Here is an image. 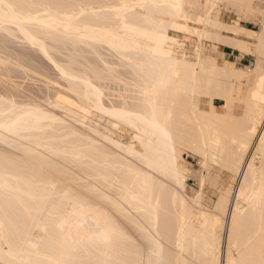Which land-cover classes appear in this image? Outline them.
<instances>
[{
	"label": "bare ground",
	"instance_id": "1",
	"mask_svg": "<svg viewBox=\"0 0 264 264\" xmlns=\"http://www.w3.org/2000/svg\"><path fill=\"white\" fill-rule=\"evenodd\" d=\"M225 1L248 4L2 0L17 7H0V261L264 262V24L261 31L246 30L221 20L215 10ZM169 29L231 44L258 59L251 69L220 65L200 43L194 60L186 59L179 51L183 42ZM223 31L254 34L257 41ZM28 49L39 51L57 69L66 82L63 96L51 90L52 77L42 78L43 99V89L37 95L34 83H24L27 76L44 75L34 70L39 57ZM83 53L96 56L104 67L99 62L100 68L91 67L84 58L91 69L78 68L75 62ZM117 71L126 75L128 93L117 97L115 92L121 99L106 103L100 81ZM116 76L115 82L122 81ZM76 99L126 124L131 140L122 143L99 132L85 122L86 114L80 120L68 109L57 110L77 106ZM215 99L223 101L222 112ZM180 145L203 159L201 183L230 181L228 187L219 186L213 209L201 204L202 192L186 193ZM223 169L227 177L217 173Z\"/></svg>",
	"mask_w": 264,
	"mask_h": 264
},
{
	"label": "rangeland",
	"instance_id": "2",
	"mask_svg": "<svg viewBox=\"0 0 264 264\" xmlns=\"http://www.w3.org/2000/svg\"><path fill=\"white\" fill-rule=\"evenodd\" d=\"M247 1V5H250L251 7H239L240 6V4H242L240 1H239V6H238V4H237V2L236 1H233V3L231 2V1H229L230 2V4H228V5H226V2L227 1H225L224 3H221L220 5H219V7H217V9L215 10V12L217 13L218 12V17L221 19V20H223V21H225V22H228V23H232V24H236V25H238L237 23H239V21H241V20H251V25H253L254 26V28L256 29V30H258V31H261L262 29H263V24H264V15H261V12H262V10L264 11V7H262V3H264V0H250V2L248 1V0H246ZM246 1H244V3L246 2ZM235 3V4H234ZM237 4V5H236ZM236 5V6H235ZM242 5H246V3L245 4H242ZM258 5V6H257ZM258 7H260V8H258ZM243 9V10H242ZM220 11V12H219ZM241 11V12H240ZM259 11H261V12H259ZM242 13V14H241ZM191 26H197V27H201L200 25H198V24H196V23H194V22H190L189 23ZM169 33L171 34V35H176L177 36V38H178V40H179V43L180 42H183V44L181 45L182 47H180V49H179V51H180V56H182V57H186V59H189V60H194V52H195V47H197V45H198V43H200L205 49H206V51L208 52V54H210L212 57H215V59L218 61V63L220 64V65H224V64H227V62H225L226 60H222L220 57H219V55H218V52H217V50H216V45H215V41H213V40H211V39H208V38H203L202 40H200L199 39V37H198V35H196L195 33H186V32H176L175 30H173V29H169ZM223 33H225V34H227L228 32H226V31H223ZM234 33H236V32H234ZM237 33H240V31L239 32H237ZM247 33V32H246ZM250 37H251V40L250 41H252V42H256L257 40V37L254 35V34H250V33H247ZM12 40H15L14 38L12 39ZM200 40V41H199ZM199 41V42H198ZM185 43V44H184ZM12 45H14V43L12 44ZM14 46H17L16 44L14 45ZM21 46H17V48H20ZM11 49V48H10ZM20 49H23L24 50V48H20ZM26 49V48H25ZM105 49V48H104ZM104 49L102 48L101 50L103 51V53H105L104 55L106 56V58H108L109 60H112V58H113V60H114V57L113 56H111V54H110V52L108 51V55H107V50L105 49V51H104ZM11 50H13V47H12V49ZM29 50V52L31 51V53L32 54H35L37 57H39V59L37 60V61H34L33 63H32V65H34L35 64V66H33V68H35L34 70H36V68H37V71L39 70V74L42 76L43 74L45 75V77H44V75L41 77V76H39V75H36L37 77H41V78H31V75L27 78L26 77V79H27V81H26V79L24 80L25 82L24 83H28V84H30V86L32 87V85H33V83H34V91L36 92V90H37V95H40L41 94V92H42V89H43V92H42V94L39 96L40 98H42L43 99V97L45 96V94H46V91H45V89L43 88V83L44 82H42V78L43 79H45V78H51L52 77V79H50L52 82L50 83V84H52L51 85V90L54 92V93H58L57 94V97L58 96H60V94H61V96H63V94H62V91H64V87H63V85L66 83L64 80H62V79H60L59 78V75H58V73H57V69H55V67L53 66V64L52 63H50V61L46 58V57H44V55H42L39 51H34V50H31V49H28ZM59 53V52H58ZM57 52H56V54H57V56H60V58H62L63 57V59L65 58V59H69L68 57H66V56H64L63 54H61V53H59L58 54ZM183 53V54H182ZM85 54V55H84ZM88 54V55H87ZM92 54H89V53H83V57H82V55H80L82 58H80V56H78L77 58L79 59V61H76L75 62V65H77L78 66V68H80V67H82V70H84L83 68H86V69H88L87 71H89V69H91V68H89L88 66L91 64L89 61H91L92 62V66L91 67H95V66H97V67H99L100 68V66L101 67H104V66H102V64L100 63V60L99 61H97L98 60V58H97V60H96V58H94V57H96V56H91ZM108 56V57H107ZM253 60H252V64L251 65H249V66H246V67H243V68H245V69H251L252 67H254V65H255V62H256V60L258 59L257 57H258V55L256 54V53H254L253 54ZM91 57H92V60H91ZM84 58H86L87 60H88V63H89V65H87V60L86 59H84ZM81 60V61H80ZM95 60V61H94ZM41 61V62H40ZM80 62V63H79ZM85 62V63H84ZM98 62H99V64H98ZM51 64V65H50ZM79 64H80V67H79ZM86 66H85V65ZM100 65V66H98V65ZM112 64V63H111ZM37 65V66H36ZM45 66V67H44ZM48 66V67H47ZM84 66V67H83ZM111 66H114L115 67V65L113 64V65H111ZM124 69V68H123ZM46 70V71H45ZM49 70V71H48ZM81 70V69H80ZM118 70H120V68L118 69ZM125 70V69H124ZM124 70H122V68H121V70L120 71H122V72H126V71H124ZM120 71H117V72H114L113 73V77L115 78V76L117 77V79H119L120 77H122V81H121V79H119L121 82L120 83H118V81H114V78H112V76H111V74L109 75H107V77L109 76L110 77V79H107V78H102V80H103V82H102V80L100 81V86H102V85H105V87H103V89L105 90V92H106V97L104 96V99H106L105 101H106V103H108V102H111V101H118L119 99H121V98H116L115 97V92H117L116 93V96L117 97H119L118 96V94H119V92L121 93V94H127L128 92H127V89L129 88V86H126V83H124L123 81H125L126 79H127V77H125L126 75L125 74H121L120 73ZM43 74H42V73ZM118 73H120V74H118ZM51 74V75H50ZM57 75V76H56ZM120 75V76H119ZM123 77H124V79H123ZM126 78V79H125ZM20 79H22L23 80V78H20ZM19 78H18V80H20ZM35 79V80H34ZM105 79V80H104ZM112 79V80H111ZM116 79V78H115ZM55 80V81H54ZM110 82H109V81ZM21 81V80H20ZM59 81V82H58ZM63 81H64V83H63ZM104 81H106V83L104 82ZM108 81V82H107ZM114 82V83H111V82ZM55 82V83H54ZM103 83V84H102ZM108 83V84H107ZM123 83H124V85H123ZM28 84H26V85H28ZM36 84V85H35ZM107 84V85H106ZM40 85L42 86V87H40ZM109 85H111V87L109 86ZM37 86V87H36ZM63 88H62V87ZM108 86H109V89H106V88H108ZM114 86V87H113ZM119 86V87H118ZM38 87H40V89L38 88ZM61 87V88H60ZM35 88H37V89H35ZM52 88H54V89H52ZM58 89H59V91H61V92H59L58 91ZM63 89V90H62ZM113 89V90H112ZM118 89V90H117ZM39 90H41V92H39ZM55 90V91H54ZM120 90V91H119ZM45 91V92H44ZM57 91V92H56ZM110 92V93H109ZM43 93H45V94H43ZM110 94V95H109ZM121 94H120V97H121ZM42 95H43V97H42ZM113 95H114V97H113ZM108 96H110V98H109V100H108ZM45 98V97H44ZM114 98V99H113ZM113 99V100H112ZM206 97H202L201 98V100H202V104H201V106H202V108L204 109V111H208L209 110V105H208V103H207V101H206ZM108 100V101H107ZM111 100V101H110ZM76 101V103H77V106H73V105H69V106H67V107H57V110H59L60 112H64V111H66L67 109V111H70V113L72 112V114H73V116L74 117H76V118H78V119H82L83 117H85L84 116V114H86V118H88L89 119V121L85 118V122L86 123H88V125H90L91 127H95V129H99V132L101 131V133H103V134H105V135H107V136H109L110 135V137H112V138H114L115 140H118V141H120V142H122V143H128L130 140H131V131H130V129H129V127L126 125V124H124V123H121V122H119L115 117H113V116H111V115H109L108 113L106 114V113H104V112H102V111H100L99 109H95V107L94 106H92L89 102L87 103V101H84V100H81V99H76L75 100ZM87 104H86V103ZM215 103L218 105V107H217V110L219 111V112H222L223 111V107L221 106L222 104H223V101L222 100H218V99H215ZM80 105V106H79ZM83 105V106H82ZM239 106H241V104L239 105ZM69 107L70 108H72V110L70 109L69 110ZM88 107V108H87ZM65 108V109H64ZM81 108V109H80ZM84 108V109H83ZM85 108H87V111H86V109ZM90 109H92V111L91 112H89L90 111ZM88 112V113H86V112ZM75 112H76V114H78V115H75ZM238 113H240V114H242V111L241 110H239L238 111ZM101 114H102V117H101ZM80 115V116H79ZM79 116V117H78ZM99 117V118H98ZM101 118H103L102 120H101ZM115 122H114V121ZM108 122V123H107ZM119 124H121V126H119V125H117L118 123ZM98 123V124H97ZM264 124V122L261 124V127H262V125ZM117 125V126H116ZM113 129V130H112ZM109 130H112V131H110L109 132ZM126 133V134H125ZM109 134V135H108ZM180 148H181V151H182V153H183V156H184V158H185V160H183V164H184V166H185V175H186V193L189 195V196H196L198 193H201V204L203 205H205V207H209V208H211V209H213L214 207H215V205H216V203H217V201H218V198H219V193L220 192H218L219 190H218V188H219V186H220V188H225L226 186L228 187L229 186V184H230V181L229 180H227L226 182H223L222 181V179L220 180L219 179V181L218 180H215V182H214V180L212 181V180H210V179H208V181L207 182H202L201 183V180H200V178H199V176H198V172L200 171V169H201V163H202V161H203V159L201 158V157H199L198 155H195V154H193V153H191L190 151H189V149L188 148H186L184 145H180ZM252 148L253 147H251L249 150H248V153H247V155L249 156L250 155V153H252ZM187 166V167H186ZM222 172H223V174H222ZM225 172V173H224ZM217 173L219 174V175H223L224 177H227V173H228V170H226V169H223L222 171H219V170H217ZM227 179H230V177H228ZM239 180H240V178H238L235 182H234V188H233V193L236 191V189H237V185L239 184ZM211 181V182H210ZM215 184H214V183ZM218 182V183H217ZM204 183V184H203ZM214 185H213V184ZM217 183V184H216ZM220 183V184H219ZM201 184H203V187L201 186ZM213 186H212V185ZM221 184H222V186H221ZM205 185V186H204ZM209 185H211V186H209ZM215 186V187H214ZM219 188V189H220ZM216 191V192H213V191ZM205 192V193H204ZM209 195V196H208ZM233 196V195H232ZM218 197V198H217ZM210 200V201H209ZM216 201V202H215ZM203 205V206H204ZM206 205H208V206H206ZM214 206V207H213ZM224 245V244H223ZM223 250H224V248H223Z\"/></svg>",
	"mask_w": 264,
	"mask_h": 264
},
{
	"label": "crops",
	"instance_id": "3",
	"mask_svg": "<svg viewBox=\"0 0 264 264\" xmlns=\"http://www.w3.org/2000/svg\"><path fill=\"white\" fill-rule=\"evenodd\" d=\"M251 20H241L239 23V27H243L246 30H256L253 25H251ZM229 37H235L241 40L250 41L251 37L246 32L240 33H227ZM216 50L218 52L219 57L222 60H226L229 65L234 67L243 68L252 64L253 54L243 52L241 49L234 47L231 44L216 42L215 43ZM215 103V101H214Z\"/></svg>",
	"mask_w": 264,
	"mask_h": 264
},
{
	"label": "snow or ice",
	"instance_id": "4",
	"mask_svg": "<svg viewBox=\"0 0 264 264\" xmlns=\"http://www.w3.org/2000/svg\"><path fill=\"white\" fill-rule=\"evenodd\" d=\"M155 7H160V5H154ZM168 7H175V8H179L180 5L178 4H170V5H167ZM0 7H7L9 10H14L15 7L17 6H14V5H3L2 4V0H0ZM32 7H47L45 5H33ZM126 7V6H125ZM139 7H145V5H139ZM239 7H251L250 5H240ZM262 7H264V3H262ZM118 10V9H117ZM261 15H264V11L261 12ZM262 36H264V33H262ZM0 264H4L3 261H0ZM19 264H31L30 261H25V260H21L19 261ZM230 264H232V262L230 261ZM262 264H264V262H262Z\"/></svg>",
	"mask_w": 264,
	"mask_h": 264
}]
</instances>
